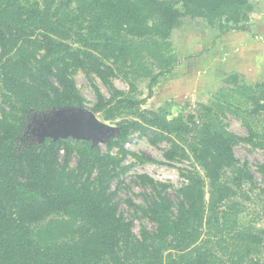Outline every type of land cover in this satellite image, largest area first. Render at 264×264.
<instances>
[{
  "label": "trees",
  "instance_id": "obj_1",
  "mask_svg": "<svg viewBox=\"0 0 264 264\" xmlns=\"http://www.w3.org/2000/svg\"><path fill=\"white\" fill-rule=\"evenodd\" d=\"M253 11L251 0H0V264H264V228L244 221L264 217V205L254 215L244 205L255 203L251 193L264 195V188L235 158L233 145L252 137L226 128L219 111L231 106L218 101V110L201 105L171 118L160 105L143 109L175 69L172 31L185 17L202 18L218 33L202 53L185 46L180 80L193 86L198 64L188 61L192 57H203L204 70L218 67L212 72L226 75L225 83L242 91L249 105L235 114L264 137V81L239 86L238 73L220 68L224 44L236 42L216 48L229 32L251 31ZM79 69L110 89L105 98L91 83L96 101L90 110L118 128L106 152L92 140L25 136L32 114L85 108L73 78ZM112 74L129 82L127 93L112 86ZM132 80H147L145 97L133 94ZM169 95L156 102H168ZM132 130L152 132L151 143L169 140L166 161L190 158L194 165L180 172L185 182L174 189L176 201L168 184L138 176L152 191L147 205L127 204L155 224L138 236L111 190L128 169L122 164L128 154L156 161L124 148ZM258 171L264 183V162Z\"/></svg>",
  "mask_w": 264,
  "mask_h": 264
},
{
  "label": "rangeland",
  "instance_id": "obj_2",
  "mask_svg": "<svg viewBox=\"0 0 264 264\" xmlns=\"http://www.w3.org/2000/svg\"><path fill=\"white\" fill-rule=\"evenodd\" d=\"M251 1L254 4V11L249 14L251 31H248L247 33L251 35H249L250 41H256L257 45H252L249 51L255 54H260L263 59L253 62L250 61L252 59L241 58L243 56L242 52H240L242 53L241 57H238L236 55V48H227V44H224L226 51L225 55L222 57V64L220 65V68L222 67L224 72L240 73L238 76H240L242 80L240 81L239 86L245 85L250 87L257 82L264 81V0ZM207 24L206 20L202 18L185 17L181 27L172 31L170 41L172 51L175 56H177V63L174 65L175 69L172 74L168 75L171 76L169 79L170 81L165 80L157 85L156 95L158 96L150 99L149 103L143 106V109L156 108L160 105V107L167 110L168 117L171 118L179 114L185 115L189 112H195L201 105L214 106L218 110L220 108L215 106L218 101H224L229 104L233 111H229L226 108L219 111L222 122L225 124L226 128L237 136L252 137V142L239 141L233 145L235 158L241 164L247 163L255 177L257 186H259V188H264L262 176L258 171V165L264 162V143H262L264 137L260 135V133H257L255 126H253L251 122L246 123L242 120V116H239L238 113L235 114V108L237 110L239 107L242 109L249 107L242 91L227 85L225 83L226 75L222 72L217 74L218 76L212 72V70H217L218 67H212V69L210 67V73H208L210 70H204L205 66L201 67L199 65L203 57L197 59L193 57L190 58L195 62L193 63L194 65L198 64L196 65V67L198 66V73L196 74V80L194 81L193 86L190 87L191 83L185 84L184 81L180 80L182 75L185 74L184 60L187 51H189L185 48V46L189 47L187 43H191L192 45L195 44L193 50L195 52L201 50L200 53H202V49L207 51L206 49L210 43L209 41H211V39L218 33V29ZM234 34H236V31ZM224 36L222 38H224ZM228 36H226V38H228ZM239 37H241V35ZM231 38L232 37H229L228 43L231 42ZM218 40L219 39H217L216 42ZM248 41L249 40H247V42ZM214 56L217 57L218 55L215 54L210 56L208 61L209 66L217 62L218 59H213ZM193 61H191V63ZM244 67L245 69L243 70ZM73 78L87 110H90L96 101L95 93L91 85L92 82L105 98L110 97V89L95 74L91 73L87 75L79 69L74 72ZM109 80L114 88L119 89L124 93H127L130 89L129 82L124 81L118 75H110ZM132 82L133 94L145 97L147 94V80H132ZM173 89H176V91ZM166 92H170V95L168 96L169 98L167 99L168 102L158 104L156 101H159L158 99L162 96H166ZM44 117V114H32L30 116L28 121L29 129L28 133L25 135L26 137L29 136L33 141L39 140V138L41 139V127L44 125ZM111 125L117 127L115 124ZM46 126L49 128V125ZM250 129H254L257 134H252ZM115 135L116 133L97 140L96 144L99 145L102 152H106V144L111 138H114ZM153 136V133L150 131L146 136L142 135L140 131L137 130L130 131L127 141L123 144L124 148L131 153L145 154L156 161L140 162L132 155L128 154L122 163L123 165L128 166V169L120 173L111 182V190L115 191V200L119 204V210L126 219L133 221L132 228L136 236L139 235V231L142 227H145L148 230H154L155 228V224L148 217L141 212L133 211V209L127 204V201L129 200L138 206L146 207L147 205V197L150 196L152 191L150 187L144 186L140 183L138 176L148 175L156 181L168 184L170 186L168 193L170 197L176 201L174 189L179 188L183 182H185V179L180 172L186 173L194 168L190 158L179 157L172 162L166 161L164 152L170 148L171 142L166 139H160L155 143H151L148 138ZM73 138L81 139L78 137ZM112 152H117V149L113 148ZM74 163L75 158L72 157L71 165L73 166ZM258 190L259 189H256V192L253 194L251 193L252 196L255 194L258 196L255 203H244L245 209L252 215L259 212L261 213L263 210L264 195H259ZM207 198L208 195L206 194V200ZM249 218H251V216H249ZM244 221L255 225L256 228H264V217L258 220Z\"/></svg>",
  "mask_w": 264,
  "mask_h": 264
},
{
  "label": "water",
  "instance_id": "obj_3",
  "mask_svg": "<svg viewBox=\"0 0 264 264\" xmlns=\"http://www.w3.org/2000/svg\"><path fill=\"white\" fill-rule=\"evenodd\" d=\"M43 114L45 117L44 125L41 127V138L49 136L57 139L72 136L92 140L96 144L98 139L118 132L116 126L100 121L92 111L82 107L53 108ZM46 125H49V128Z\"/></svg>",
  "mask_w": 264,
  "mask_h": 264
},
{
  "label": "crops",
  "instance_id": "obj_4",
  "mask_svg": "<svg viewBox=\"0 0 264 264\" xmlns=\"http://www.w3.org/2000/svg\"><path fill=\"white\" fill-rule=\"evenodd\" d=\"M234 33H235V31L230 32V33H228L229 36L225 35L224 38H222V40L219 39L217 41V43H216V48L221 46L222 43L226 42L229 39V37H232L231 40L236 42V45H234L233 48H236V55L238 57H241V55L243 53V56L241 58H249V59H252L250 61H253V62H256L257 60H262L263 59V57L260 56V54H255V53H252L251 51H249L250 47L252 45H257V42L254 41V40L250 41V36L251 35L248 34L247 31L246 32L236 31V34H234ZM240 35H241L242 38L239 37ZM226 36H228V38H226ZM247 40H249V41L247 42ZM187 44H188L189 47L195 46V44H193V45L191 43L190 44L187 43ZM240 52H242V53H240ZM188 61L191 62L193 60L189 59ZM185 66H186V64H185ZM221 69H222V67H221ZM244 69H245V67L243 68V70ZM237 71H239V70H237ZM238 74H240V73H238Z\"/></svg>",
  "mask_w": 264,
  "mask_h": 264
}]
</instances>
